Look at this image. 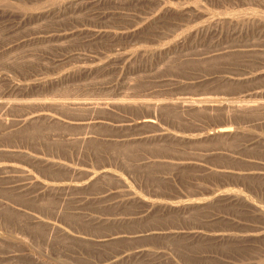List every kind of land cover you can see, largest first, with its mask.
Wrapping results in <instances>:
<instances>
[{
    "label": "rangeland",
    "instance_id": "rangeland-1",
    "mask_svg": "<svg viewBox=\"0 0 264 264\" xmlns=\"http://www.w3.org/2000/svg\"><path fill=\"white\" fill-rule=\"evenodd\" d=\"M0 264H264V0H0Z\"/></svg>",
    "mask_w": 264,
    "mask_h": 264
},
{
    "label": "bare ground",
    "instance_id": "bare-ground-1",
    "mask_svg": "<svg viewBox=\"0 0 264 264\" xmlns=\"http://www.w3.org/2000/svg\"><path fill=\"white\" fill-rule=\"evenodd\" d=\"M204 104V103H203ZM149 119V118H148ZM148 119H146L145 121H143L145 124H147L148 125V123H149V125H152V122L150 121V120H148ZM151 123V124H150ZM141 124V123H140ZM231 131V130H230ZM219 133H228V130H225V129H220V131H219ZM217 134V133H216Z\"/></svg>",
    "mask_w": 264,
    "mask_h": 264
}]
</instances>
